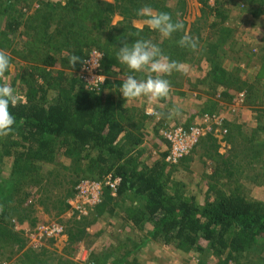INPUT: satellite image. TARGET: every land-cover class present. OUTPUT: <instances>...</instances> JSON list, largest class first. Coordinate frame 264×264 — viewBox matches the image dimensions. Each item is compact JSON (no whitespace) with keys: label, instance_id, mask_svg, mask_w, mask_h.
Segmentation results:
<instances>
[{"label":"rangeland","instance_id":"obj_1","mask_svg":"<svg viewBox=\"0 0 264 264\" xmlns=\"http://www.w3.org/2000/svg\"><path fill=\"white\" fill-rule=\"evenodd\" d=\"M144 5L171 13L183 32L162 38L137 15ZM184 32L198 38L196 51L179 45ZM137 38L152 40L185 70L165 77L171 92L157 102L125 100L113 89L116 118L131 134L129 140L122 135L117 146L140 167L165 163L171 190L178 188L200 206L235 189L264 203V0H0V49L11 56L6 80L17 102L42 87L52 100L73 75L91 91L122 83L129 70L117 53L122 42ZM72 53L83 56L75 71L62 61ZM49 57L57 59L55 66L45 63ZM54 77L66 80L47 85ZM96 77L97 86L90 88ZM172 107L180 115L167 118ZM176 127L196 134L172 165L165 162L170 146L162 133ZM15 150L23 152L16 137L1 141L0 264H264L261 244L233 252L215 250L203 239L190 250L153 240L143 203L104 185L115 174L103 175L94 163L96 151L58 152L53 162L36 163L42 180L37 183L14 172ZM84 181L101 183V192L82 194Z\"/></svg>","mask_w":264,"mask_h":264},{"label":"trees","instance_id":"obj_2","mask_svg":"<svg viewBox=\"0 0 264 264\" xmlns=\"http://www.w3.org/2000/svg\"><path fill=\"white\" fill-rule=\"evenodd\" d=\"M56 60L49 57L45 63L53 67ZM62 61L70 65L69 58ZM80 65L77 62L71 69L75 71ZM65 80V77L57 80L54 77L46 84ZM117 83L108 82L91 91L85 82L73 75L68 88L56 89L52 100L47 98L48 92L42 87L38 95L10 107L16 117L15 130L12 135L0 138V143L14 137L23 143V152H13L14 172L21 176L20 179L42 182L36 163H51L58 152L79 156L90 149L97 152L94 163L101 166L103 175L113 171L114 176L122 178L118 197L129 192L143 203L153 226L150 233L153 240L172 242L183 250L198 249L202 239L218 251L243 252L255 244L264 246V203L250 200L235 189L229 191L230 195L219 192L213 200L200 206L194 197L184 195L178 188L171 190L165 163L140 167L127 157L125 147L117 146L122 135L127 134V140L131 137L125 124L116 118L112 91L116 88L120 92L122 86ZM137 139L134 144L140 143L141 139ZM13 145L8 148L9 153ZM231 168L222 165L223 171L230 172ZM134 219L139 225L141 220Z\"/></svg>","mask_w":264,"mask_h":264},{"label":"clouds","instance_id":"obj_3","mask_svg":"<svg viewBox=\"0 0 264 264\" xmlns=\"http://www.w3.org/2000/svg\"><path fill=\"white\" fill-rule=\"evenodd\" d=\"M137 15L146 17L147 26L157 31L162 38H170L174 33L184 30L183 23L180 20H173L171 13L154 12L149 5L138 9ZM122 43L123 46L119 48L117 59L129 70V74L122 77L123 82L120 87V93L125 100L130 101L144 97L149 102H157L166 99L170 95L171 84L165 77L174 71H184V66L178 61L170 60L159 45L150 39L137 38L133 43ZM178 43L181 47L196 51L199 42L198 38L184 32ZM77 62L82 63L80 57L72 54L69 57V64L74 67ZM10 68V54L6 50L0 49V81H2L0 83V138L12 135L16 125V117L10 111V107L17 104V93L6 80V73ZM139 72L147 73L146 77L138 79L132 74ZM99 77L93 81L98 80ZM157 115L163 116L164 114L157 113ZM179 115L178 107L168 109L167 118Z\"/></svg>","mask_w":264,"mask_h":264},{"label":"built area","instance_id":"obj_4","mask_svg":"<svg viewBox=\"0 0 264 264\" xmlns=\"http://www.w3.org/2000/svg\"><path fill=\"white\" fill-rule=\"evenodd\" d=\"M89 87L97 86V81H89ZM196 132L192 130L189 132L183 127H176L167 131V133H162V136L169 142V151L165 158L166 163L175 165L182 155L187 151L189 146L194 142L193 136ZM192 142V143H191ZM122 183L121 177H116L113 174H109L105 177L104 185L106 188L111 190L115 195ZM101 183L84 181L81 189L82 194H91L94 196L95 193L101 192Z\"/></svg>","mask_w":264,"mask_h":264}]
</instances>
